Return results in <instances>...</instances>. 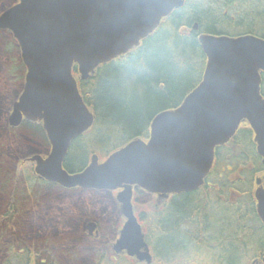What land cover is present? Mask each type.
<instances>
[{
	"label": "water",
	"instance_id": "95a60500",
	"mask_svg": "<svg viewBox=\"0 0 264 264\" xmlns=\"http://www.w3.org/2000/svg\"><path fill=\"white\" fill-rule=\"evenodd\" d=\"M184 0H18L0 15V30L17 40L27 68L24 90L13 106L10 126L26 118L43 122L51 144L48 156H34L36 174L65 188L115 191L126 221L117 253L151 264L146 233L133 207L141 188L167 200L200 188L215 162L217 147L229 143L248 122L264 164V39L200 37L208 61L200 84L176 108L159 113L148 142L131 141L105 161L93 154L86 168L69 172L72 142L90 131L95 116L85 104L80 79L123 57L148 38ZM256 211L264 224V177L257 181ZM93 232L95 225H88Z\"/></svg>",
	"mask_w": 264,
	"mask_h": 264
},
{
	"label": "trees",
	"instance_id": "16d2710c",
	"mask_svg": "<svg viewBox=\"0 0 264 264\" xmlns=\"http://www.w3.org/2000/svg\"><path fill=\"white\" fill-rule=\"evenodd\" d=\"M235 8L232 5L223 15L224 8L221 5L208 10L198 7L186 19L198 22L200 30L208 33H217V24L221 21L226 25L220 26V29L227 28L226 32L264 35V16L256 18L254 15L245 19L243 14L236 13L239 10ZM172 19L173 22H164L162 27H177L185 23V20L183 22L178 17ZM243 20L247 21L244 27L241 25ZM258 27L263 30L253 31ZM177 31H167L168 37L164 38L162 31L158 30L127 57L99 67L93 80L86 83L82 81L85 83L81 84L83 95L94 107L98 117L96 130L100 132L101 127L106 129V139H122L115 141L113 145L74 146L65 162V168L69 172L76 173L84 169L96 148H100L104 154L111 153L128 140L147 135L149 125L157 113L178 106L185 95L198 85L206 57L193 35L187 38L178 35ZM5 38L10 39L11 35L7 31H0V41ZM189 65L194 68H189ZM195 68L200 70L199 74H196ZM3 116L5 117V113L0 112V127L5 125L2 122ZM24 128L32 132L27 134L31 138L29 148L32 146L35 152H44L49 143L42 126L25 123L21 130ZM78 147L85 148L87 159L76 169L73 167L72 157L77 153ZM263 175L264 165L256 150L254 132L248 123H244L228 145L217 149L212 173L200 189L173 195L160 208H154L153 205L138 212L154 263L167 264V261L182 252H187L189 244L200 246L198 239L205 244L203 247L215 245V250L223 253L218 264H225L223 260L234 264L229 261L233 254L246 258V253H249L254 255L252 260L262 258L264 225L256 212L254 193L257 188L256 180ZM5 181V188L12 192V197L7 208L0 214V224H4L6 228L0 230V255L4 253L2 264H59V253H50L48 249H34L22 240H8L7 231L14 230L17 219L24 210L25 199L22 201L18 196L23 193L21 188L33 190L37 178L29 174H18L14 178L10 174ZM47 185L55 186L50 183ZM1 188L4 186H0ZM213 191L227 197L218 195L213 198ZM181 237H186V241H181ZM101 259L104 263L107 258ZM99 263L100 260L97 264Z\"/></svg>",
	"mask_w": 264,
	"mask_h": 264
},
{
	"label": "rangeland",
	"instance_id": "374dc122",
	"mask_svg": "<svg viewBox=\"0 0 264 264\" xmlns=\"http://www.w3.org/2000/svg\"><path fill=\"white\" fill-rule=\"evenodd\" d=\"M13 3L14 0H0V13L6 8H9ZM9 40L10 39L5 38L0 41V111H7V107L15 100L22 86L20 83L23 70L16 65L19 63L18 55L15 54L14 48L12 49L14 53L11 51L10 44L8 43ZM4 49L10 50V54L6 55ZM193 66L196 67V64H193ZM189 68L193 69L194 67H190L189 65ZM195 70L196 74H199L200 70L197 68H195ZM6 115L5 117L3 116V123H6ZM106 131V129L101 127L100 132L97 131L96 134L89 139L88 145L92 144L96 147L105 144L113 145L115 141L119 140L117 138L106 139L107 137L104 136ZM30 133L32 134L30 129L26 128H24V130L9 131L5 125L0 127V186H4V188L0 189V214L7 208L12 197V192H9L8 189L5 188L6 178H9L10 174L16 178L19 161H21L23 157L35 153V149H32V146L29 148L31 138L28 137L27 134ZM121 139L122 138H120V140ZM82 146L86 147V145ZM84 147H78L77 153L73 154V167L76 169L80 168L87 159V153ZM2 175H4V177H2ZM209 190H211V188ZM21 191H23V193L18 196L24 198L25 201L28 202V207L22 210L14 230L7 231L6 235L9 236L8 240H22V242L28 243L34 249H48L50 253H59L57 255L59 264H96L94 257L90 253L86 251L80 252L79 248V252H77V250L72 247H74V245L80 246V243H76L77 241L74 240H79L81 223L86 218L95 217L100 219L105 228L108 223L106 222L107 219H112L110 227H113L115 223L117 227L119 222L116 219L120 207L119 209L118 207L116 208V204H114L110 196L93 191H65L58 188V186L48 187V185H41L38 182L34 184L33 190L30 188L26 190L25 188H21ZM218 195H221L222 198L227 197L225 194H218L215 191H213L211 196L216 198ZM36 198L40 199L36 201ZM146 198V196L142 197V201H145ZM224 202L225 201H223V203ZM138 203L143 206L141 201H138ZM3 225L0 224V230L2 228L6 229L5 225ZM70 236L73 237L72 240L69 239ZM198 240L202 248L189 244L187 252H182L179 256L167 261V264H218L223 258V256H221L223 253L219 250H215V245H212L210 248L203 247L205 244L201 242L200 239ZM181 241L185 242L186 237H181ZM253 252H255V250ZM3 256L4 253L0 255V264H2L4 260ZM240 256L242 255L233 254L231 258H229V261H233L234 264L253 263L251 260L254 255L246 253V258ZM223 261L225 264L228 263L225 260ZM109 262L110 261L106 259L104 264ZM110 263L136 264L131 258L114 259L111 260Z\"/></svg>",
	"mask_w": 264,
	"mask_h": 264
},
{
	"label": "flooded vegetation",
	"instance_id": "af4514ba",
	"mask_svg": "<svg viewBox=\"0 0 264 264\" xmlns=\"http://www.w3.org/2000/svg\"><path fill=\"white\" fill-rule=\"evenodd\" d=\"M218 5H221V7L224 8L223 15H225L227 13V9L229 7L234 5L237 8V10H239L236 13H239V15L243 14L245 19H249L250 16H254V15L256 18H260L259 16H264V0H185L184 6L180 9L174 11L171 14V16L168 18L169 19L168 23L173 22V19H172L173 17H178L180 19H183V22L185 20V23H183L182 26H177L178 31H177V27H169V26L160 27L158 30L162 31L164 38L168 37V35H166L167 31H177L178 35L185 36L187 38L193 35L195 40L198 42L199 45H200L199 37L202 34H211V35H216V36H222V35L241 36V35H246V34H253L256 36L264 37V35H258V34L250 33V32H247V33L246 32H244V33L243 32H233V31H231V32L227 31L226 32V30H228L227 28L220 29V26L225 27V25H226L225 23H223L221 21H220L221 24H220V22H218L219 25L217 24V28H216L217 33L216 32L215 33H208V32H205L203 30H200L198 22L193 23V22H189L186 19V17H188L190 15V13L195 12V9H197L198 7L201 8V10H203V9L208 10V9H216L218 7ZM232 17H234V16H232ZM171 19H172V21H171ZM246 23H247V21L243 20L241 25L244 27V26H246ZM259 30H263V29L260 27H258L257 29H253V31H259ZM152 36H150V37H152ZM186 46L188 48L187 44H186ZM200 48L202 50L201 45H200ZM204 55H205V53H204ZM205 57H206V55H205ZM206 63H207V60L205 58V65H206ZM203 72H202V75H203ZM23 74H24V68H23ZM201 79H202V77H201ZM90 80H93V78ZM85 83H83V84H85ZM20 85H22L21 88H23V81H21ZM160 112H162V111H160ZM159 113H157V114H159ZM154 117H153V119H154ZM97 119H98V117H97ZM153 119H152V121H153ZM152 121H151V123H152ZM25 123L40 124L41 126L43 125L41 122H31L29 120H24L20 124L19 127H16V128L13 127V129L20 130L19 128H22L23 124H25ZM151 123L149 125V130H148L147 135L144 134L142 136L135 137V138H140L143 141L147 142L149 139V136H150ZM42 128H43V126H42ZM96 132H97V130L95 129L89 138L86 137L83 139L76 140L72 144L69 154L72 152V149L74 148V146L77 147L78 144H79V146H82V145L87 146L89 143V139L91 137H93L96 134ZM135 138H132V139L126 141L125 144L128 143L129 141L135 139ZM125 144H123V145H125ZM49 150H50V146L48 144L47 148H45V151L49 152ZM99 152L104 154V151H101V149H99ZM108 154H109V152H107L104 155H108ZM25 167H27V168L32 167V170L34 171L35 164L27 162ZM22 169H25V168H23V166H22ZM22 173H29V171L26 170V171H23ZM72 191L87 192L90 190H86V189H82V188H75ZM97 191H99L97 193H102V194L104 193V194L110 196L112 198V200L114 201V204L117 203V202H115V197L118 195L120 190H118L115 193L110 192V191H102V190H97ZM135 193H134L133 199H136L137 201H141L143 204H148V203L152 202L153 199L155 198L154 197L155 195L150 194L148 192H145L144 190H141V189H136ZM113 194L115 195V197L113 196ZM144 196H146L147 198L145 199V201H142L143 200L142 197H144ZM116 208H117V206H116ZM117 216L118 217L116 220L118 222H120V212L117 214ZM90 222H92L95 225L93 232H91V228L88 226ZM106 222H108V223H107L106 228H105L102 225L101 220L98 218L94 217V218L84 219L81 223L82 225H81V229H80V238H79V240H74V241H77L76 243H80V246L74 245V247H72V248L77 250V252L86 251L87 253H90L94 257L95 263L99 262V260H100L99 264H101L103 262V260L101 258H104V257L110 258V259H117V260L119 258H122L123 255L117 253L115 248H114L115 247L114 243L117 241V239L119 238V235H120V229H121L119 226L120 223L117 222L118 223L117 227L115 226L116 223L113 225V227H110V222L112 223V219H107ZM72 238H73L72 236L69 237L70 240H72ZM78 248H79V251H78ZM256 262H258V261H256ZM107 264H109V263H107Z\"/></svg>",
	"mask_w": 264,
	"mask_h": 264
},
{
	"label": "bare ground",
	"instance_id": "6f19581e",
	"mask_svg": "<svg viewBox=\"0 0 264 264\" xmlns=\"http://www.w3.org/2000/svg\"><path fill=\"white\" fill-rule=\"evenodd\" d=\"M148 39V38H147ZM1 113H4V111H0Z\"/></svg>",
	"mask_w": 264,
	"mask_h": 264
}]
</instances>
